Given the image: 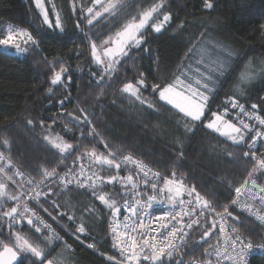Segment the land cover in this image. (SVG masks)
I'll return each mask as SVG.
<instances>
[{
    "label": "trees",
    "instance_id": "16d2710c",
    "mask_svg": "<svg viewBox=\"0 0 264 264\" xmlns=\"http://www.w3.org/2000/svg\"><path fill=\"white\" fill-rule=\"evenodd\" d=\"M53 1L62 11L68 32L75 31L76 16L72 14L69 0ZM159 2L161 0H126L124 12L127 14L94 23L93 39L98 46L101 45L138 12ZM204 2L163 0L162 10L154 16L169 14L166 27L160 33H152L146 28V42L139 49L133 48L130 58L122 59L110 79L104 68L94 63L89 41L82 33L76 32L80 39H55L58 33L43 25L34 0H0V29H3L0 38L5 35V26L11 24L31 31L40 39L43 49L39 53L13 55L0 48V152L11 160V166L5 160L0 161V167H5L16 181L8 184L12 192L33 191L34 186L28 182L44 180L40 190L47 195L38 200L29 199L28 203L47 221L50 216L62 227L53 226L63 238L62 242H55L56 252L62 250L64 243L70 245L67 250L70 264H115L108 257L121 258L108 234L111 210L97 200L90 189L77 187L75 180L67 188L59 184L60 176L65 173L69 176L78 174L81 163L86 170L105 178L117 174L116 169L106 166L88 168L90 158L85 153L95 150L98 155H108L110 148L117 153V159L131 154L156 168L162 181L164 177L172 179L175 172V178L183 179L186 187L195 186L205 199L211 200L216 211L228 204L235 188L252 169L254 161L251 157H243L246 144L235 146L205 125L212 118V112H218L222 101L228 97H235L250 108L253 103L257 104L254 111L264 117V79L258 78L244 85L243 95L236 91L239 72L247 62L251 61L253 69L264 67L261 63L264 61V28H261L264 25V0H211L212 9H206ZM207 42L235 52L236 67L221 77L218 86L210 93L202 121L192 124L161 101L159 92L151 85L171 83L190 53ZM45 57L47 61L56 59L59 63L46 65ZM61 63L68 72L62 77L63 84L52 85V68L59 70ZM141 73L146 87L141 88L140 95L145 103L121 91L124 83L136 84ZM101 78L104 83L98 84ZM66 96L70 100L61 107L59 101ZM149 104L153 107H148ZM80 109L88 114L91 124L70 122L66 114L72 112L82 116ZM29 119L33 120V125H28ZM185 123H189L191 132L184 127ZM92 128L99 134L96 139L89 136ZM49 133L73 144V149L60 154L43 139ZM99 137L104 138L109 148L100 143ZM4 140L8 141L7 145ZM229 152L237 153L238 158L229 157ZM78 156L81 159L78 160ZM53 168L57 175L44 178L43 172ZM17 171L22 175H15ZM119 174H132L143 190V183L129 170L121 168ZM17 185L21 188L18 189ZM49 187L53 189L50 193ZM100 190L117 201L126 197L120 184H106ZM12 204L7 201L6 207ZM229 211L244 221L241 226L240 220L229 218L232 224L240 227L254 244L264 243V230L260 226L236 210ZM69 216L73 219L69 220ZM81 224L86 229L83 234L77 232ZM203 224L206 227L197 226L190 235L188 242L194 248L185 249V260L211 259L203 253L209 245L217 244L214 229L209 237L195 245L203 232L211 227L207 219ZM13 231L41 246L43 237L48 235L45 231L37 233L23 221L10 228L7 218L0 220L2 241L14 244ZM89 244L94 247L89 248ZM249 264H264V250L250 258Z\"/></svg>",
    "mask_w": 264,
    "mask_h": 264
},
{
    "label": "snow or ice",
    "instance_id": "6c2138e0",
    "mask_svg": "<svg viewBox=\"0 0 264 264\" xmlns=\"http://www.w3.org/2000/svg\"><path fill=\"white\" fill-rule=\"evenodd\" d=\"M69 2L72 14L76 16L75 31L72 32H68L66 29L62 11L57 8L52 0H48V3L52 5L51 11L55 17L54 22L49 18V10L45 6V0H34L35 7L42 17L43 25L58 33L54 38L80 39L76 32L82 33L89 41L94 63L102 66L104 73L111 79L114 70L122 62V59L130 58L131 50L133 48L139 49L146 42L144 36L146 26L154 18V14H159L162 10L163 0L138 12L137 15L124 23L120 30L115 32L114 37L102 41L99 46L92 36L91 30L94 23H98L101 19L116 18L122 14L126 15L127 13L124 12L126 0H91L90 6H86L87 0H69ZM213 6L211 0H205L204 7L206 9H212ZM169 20V14L165 13L162 20L151 24L152 30L160 33ZM85 28L88 30L85 31ZM261 28H264V25H261ZM0 32H3V29H0ZM216 47L220 48L226 55H218L212 61L213 66L207 72L200 73V78L195 80V87L192 83H185V80L180 76L176 77L175 83L163 86L159 84L151 85L155 91L159 92L161 101H165L168 105L178 109L186 121L192 124L202 121L210 99V93L218 86L220 78L235 70L236 67V61L234 60L236 53L222 45ZM0 48H3L5 53L8 49H13L16 55L43 51L41 41L37 36H34L26 28H19L11 24L7 26L6 36L0 38ZM206 51V49L201 48V52ZM44 62L49 66L59 63L56 59L47 61L46 57ZM261 63L264 64V61ZM197 71L199 72V70ZM67 72L68 68L62 63L59 70L53 67L50 78L51 84H63L62 76ZM258 78L264 79V67L253 69L251 61L247 62L239 72L241 81L253 82ZM68 79L70 81L71 77ZM103 83L104 80L101 78L98 84ZM142 87H146L143 73L140 74L136 84L124 83L121 91L135 97L141 103H145L140 95ZM48 91L51 92L52 89L49 88ZM236 91L243 95V89L236 87ZM69 100L70 97L66 96L64 100L59 101L61 107H63L65 101ZM228 103L232 109H239V113L256 123L250 124L240 115L236 117L238 124L226 120L225 116L229 112L226 107L223 113L212 112V118L206 123L205 127L227 137L235 146L248 145V150L243 152V157H251L254 164L248 172V177L239 187L235 188V198L231 200V204L255 216L261 222V226L264 227V184H258L257 179L254 178L257 174L264 176V152L261 156H258L256 150L258 141L264 145V117L256 111H245V106L235 97H228ZM148 107L151 108L153 105L149 104ZM257 107L258 105L255 103L251 105L253 110ZM80 111L83 114L82 116H76L72 112L66 114L70 118V122L74 124H91L84 109H80ZM27 123L33 125V120L29 119ZM40 123L43 126V121ZM67 127L68 124L66 123L65 128ZM184 127L188 132L192 131L189 123H185ZM250 133H254V135H251L249 141L246 137ZM89 136L96 139L99 134L92 128ZM43 139L50 143L52 148L57 149L60 154H67L74 147L73 144L65 142L59 135L52 136L49 133ZM99 139L105 148H109L103 137H99ZM7 143L8 141L4 140V144L7 145ZM85 155L90 158L88 168H94L95 166L103 168L106 166L116 169L117 174L105 178L95 171L86 170V166L81 163L78 175L73 173L69 176L68 173H65L60 176L59 184L67 188L75 180L77 187L90 189L92 195L111 210L109 221L113 247L119 251L121 258L117 259L114 256H109L108 259L115 261V264H249V253L252 249L264 250V243L254 244L252 239L241 231L240 227H236L229 222V218H232V220H240L241 226L244 225V221L234 216L227 205L224 206L223 212H217L211 200L205 199L195 186L186 187L183 179L178 180L175 178V172H173L172 179L164 177L163 185L160 186V173L152 172L141 161L133 159L131 155L117 159V153L110 148L108 155H98L95 150L85 153ZM227 155L238 158L235 152H229ZM77 159L79 160L81 157L78 156ZM5 160H7V165L11 166V160L0 152V161ZM129 164L135 165L139 173H142L145 177L143 190H141L140 184L134 180L132 174L126 176L119 174V170ZM15 175L21 176L22 174L17 171ZM56 175L55 168L52 171L45 170L43 172L44 178H54ZM149 177L151 179H148ZM9 182L16 183L13 175H9L5 167H0V220L7 218L10 228L12 224H20L26 220L29 225L35 228L37 233H40L41 227L33 222V218H35L40 225L47 229L48 235L43 237V246H41L40 243L31 242L20 232L13 231L14 244L0 241V264H14L18 260L20 264H70L67 259L69 255L67 250L71 246L64 243L62 250L56 252L55 242H62L63 238L51 225L41 219L28 203L29 199L38 200L41 196L47 195V193L40 190L44 180H30L28 183L34 187L33 191L28 192L23 190L10 191L8 188ZM106 184H120L124 189L123 195L131 196V200L125 199L123 205L119 206L117 200L110 199L105 192L100 190ZM17 188H21V185H17ZM52 191L53 189L49 187L48 192ZM98 191L99 195H97ZM185 196L187 199H185ZM143 197H146V200ZM7 201L13 202L11 207H6ZM157 206H159L158 209ZM121 208L125 213L123 220L119 219ZM154 211L156 212L155 215H153ZM213 213L216 217L214 219L211 218ZM205 217L211 219L212 226L203 232V236L195 242V245H199L204 241V238L209 237L217 224H219L218 239L222 240L223 243H218L215 246L209 245L204 249L203 254L205 257H214L215 259L185 260L184 256L187 255L185 249L194 248L187 240L189 230L197 225L201 228L206 227L205 224L201 223ZM185 218L187 219L185 220ZM68 219L72 220L73 217L69 216ZM85 231L83 224L77 228L78 233L83 234ZM76 238L80 239L79 236ZM88 247L92 248L94 245L89 244ZM22 256L23 259H21Z\"/></svg>",
    "mask_w": 264,
    "mask_h": 264
},
{
    "label": "built area",
    "instance_id": "2783aa9c",
    "mask_svg": "<svg viewBox=\"0 0 264 264\" xmlns=\"http://www.w3.org/2000/svg\"><path fill=\"white\" fill-rule=\"evenodd\" d=\"M7 26H8V25H6L5 28H4V30H5V35H4V36H6V33H7ZM3 38H4V37H3ZM4 51H5V50H4ZM7 52H10V53H12L13 55H16L13 49H8ZM239 102L245 106V111H254L252 108L248 107V106L245 105L243 102H241V101H239ZM226 107L229 109V112H228V114H227L225 117L228 118V120H231L233 123H237V124H238V120H237V118H236L237 115H240L243 119H245V120H246L248 123H250V124H255V123H256L255 121L249 120L248 117H244L241 113H239V109H232V108H231V105L228 103V98H225V99L222 101V104H221L220 107H219L218 113H223V111H224V109H225ZM257 126H258V124H257ZM251 135H254V133H250V134L248 135V140H249V141L251 140ZM257 150H258V151L260 150V151H259V156H261V155H262V152H264V145H262L259 141H258V144H257ZM126 155H131V154H126ZM126 155H123V156H126ZM123 156H121L120 159H122ZM131 156L133 157V159L141 161L144 165H146L149 169H151L152 172H158V170L155 169V168H153L150 164L144 162L143 160H141V159H139V158H137V157H135V156H133V155H131ZM122 168H125V169L129 170V171H130L131 173H133V174L135 175V177H137L142 183H143V181L145 180V177L143 176L142 173H139V170L136 168L135 165L129 164V165H127V166H125V167H122ZM88 171H90V170H88ZM158 173H159V172H158ZM77 175H78V174H77ZM247 177H248V175H247L245 178H247ZM245 178L243 179V181H242L240 184H242V183L244 182ZM254 178L257 179V183H258V184H264V176L257 174V176L254 177ZM148 179H151V177H149ZM81 183H83V181H81ZM73 184H74V181H73ZM159 184H160V186L163 185V181L161 180V177L159 178ZM240 184L238 185V187L240 186ZM234 198H235V191L233 192L232 197L230 198V200H229V202H228V204H227L229 210H232V209H233V210H236V211L242 213L243 215H245V216H247L248 218L252 219V220H253L258 226H260V227L264 230V227L261 226V222L258 221V220L255 218V216H253V215L247 213L246 211L240 209L238 206H236V205H232V204H231V200L234 199ZM125 199H129V200H131V196H126V197H124L122 200L118 201V205H119V206H122V205H123V202H124ZM143 199L146 200V197H143ZM185 199H187L186 196H185ZM29 206H30V205H29ZM30 208H32V209L34 210V212H35V213H36L41 219H43L47 224L51 225V227L54 229V227H53V225L51 224V222H50V221H47L46 218H45V217H44V216H43V215H42L37 209H35V208L32 207V206H30ZM158 208H159V206H157V209H158ZM217 212H223V209H222V210H219V211H217ZM124 214H125V213L123 212V209L121 208V213H120V216H119V219H120V220H123ZM155 214H156V212L154 211V212H153V215H155ZM211 218H213V219L216 218V217H215V213L212 214V217H211ZM186 219H187V218H185V220H186ZM206 219L209 220L210 223H211V219H209L208 217H205L204 220L201 221V223H203ZM33 222H34L35 224H37V226H40V227H41V231H45V232L48 233L47 229L44 228L42 225H40V224H39V221H37L35 218H33ZM229 222H230V220H229ZM230 223H231V222H230ZM8 224H9V221H8ZM231 224H232V223H231ZM14 225H15V224H12L11 226H14ZM197 226H199V225H197ZM197 226H195L193 229L189 230V234H188V236H187V240H189L190 235L192 234L193 230H194ZM211 226H212V225H211ZM58 227H59V226H58ZM59 228H60V227H59ZM54 230H55V229H54ZM214 230H215L216 233H217V237H219V224H217V227H216ZM108 234H109V236H110V238H111V240H112V242H113L112 234H111V231H110V221H109V224H108ZM72 237L75 238L74 236H72ZM0 241H1V239H0ZM218 243L222 244L223 241H222V240H219V239L217 238V244H218ZM217 244H216V245H217ZM115 249H116V248H115ZM116 251H117V253L120 255V253H119V251H118L117 249H116ZM262 252H263V250H261V249H257V248H254V249H252V250L250 251V253H249V258H248V259L250 260V258H252V257L255 256V255H259V254H261ZM192 259H198V258H190V259H187V260L190 261V260H192ZM211 259H215V258H214V257H211ZM198 260H199V261H203V260H201V259H198Z\"/></svg>",
    "mask_w": 264,
    "mask_h": 264
},
{
    "label": "rangeland",
    "instance_id": "374dc122",
    "mask_svg": "<svg viewBox=\"0 0 264 264\" xmlns=\"http://www.w3.org/2000/svg\"><path fill=\"white\" fill-rule=\"evenodd\" d=\"M89 3H86V6H90L91 4V0H89ZM53 3H55L52 0ZM35 4V3H34ZM56 4V3H55ZM45 6L46 8H48L49 10V18L54 22L55 21V17L52 14L51 11V7L52 5L50 3H48V0H45ZM57 6V5H56ZM58 8V6H57ZM37 9V8H36ZM38 13L39 10L37 9ZM40 15V14H39ZM42 18V17H41ZM163 19V15L162 16H154V18L151 20L150 24L148 26H146L147 29H149L150 32L152 33H156L152 30L151 24L152 23H158L160 20ZM169 22V21H168ZM168 24V23H167ZM165 24V27L166 25ZM46 26V25H45ZM47 27V26H46ZM115 35V34H114ZM114 35L112 37H114ZM144 36H145V32H144ZM218 45V44H217ZM216 44H207L204 46H200V47H196L195 50H193V52L190 53V56H188L187 60L183 62L182 66L180 67V70L178 71V73L174 76L173 81L171 83H175V79L177 76H180L182 79L185 80V83H192L193 86L195 87V80L200 78V73H205L207 72V70L209 68H211L212 65V61H214L218 55H226V53H223L222 50L220 48H217ZM110 46V45H108ZM208 47V48H207ZM201 48L206 49V52H201ZM102 51V48H101ZM90 53H91V49H90ZM98 66V65H97ZM98 67H102V66H98ZM199 70V72L197 71ZM215 75V74H214ZM63 77V76H62ZM137 83V82H136ZM211 86V85H210ZM203 91V89H201ZM127 94V93H126ZM129 95V94H128ZM132 97V96H131ZM165 102V101H164ZM167 103V102H165ZM171 106V105H170ZM172 107V106H171ZM173 108V107H172ZM175 109V108H173ZM177 112H179L178 109H175ZM180 113V112H179ZM182 114V113H180ZM183 115V114H182ZM226 120H228V118L225 117ZM211 130V129H210ZM213 131V130H211ZM214 132V131H213ZM216 134L220 135L219 133L215 132ZM221 136V135H220ZM223 138L224 136H221ZM228 140V139H227ZM231 142V141H230ZM247 145V144H246ZM247 150H248V145L246 146ZM153 167V166H152ZM154 168V167H153ZM156 169V168H155ZM248 175V174H247ZM11 183V182H9ZM49 221L51 222V224L53 226H59L56 224L55 220L48 216ZM60 228H62L61 226H59ZM58 227V228H59ZM56 231V229H55ZM57 232V231H56ZM72 237V236H71ZM2 241V240H1ZM14 243H15V238H14Z\"/></svg>",
    "mask_w": 264,
    "mask_h": 264
},
{
    "label": "clouds",
    "instance_id": "9594fccd",
    "mask_svg": "<svg viewBox=\"0 0 264 264\" xmlns=\"http://www.w3.org/2000/svg\"><path fill=\"white\" fill-rule=\"evenodd\" d=\"M247 83H250V81H241V80L239 79V75H238V83L236 84V87H237V88H241V89H242V87H243L245 84H247Z\"/></svg>",
    "mask_w": 264,
    "mask_h": 264
},
{
    "label": "water",
    "instance_id": "95a60500",
    "mask_svg": "<svg viewBox=\"0 0 264 264\" xmlns=\"http://www.w3.org/2000/svg\"><path fill=\"white\" fill-rule=\"evenodd\" d=\"M23 223H25V224H27L28 226L32 227L31 225H29V224L27 223L26 220H24ZM18 263H19V260H18L17 262H14V264H18Z\"/></svg>",
    "mask_w": 264,
    "mask_h": 264
}]
</instances>
